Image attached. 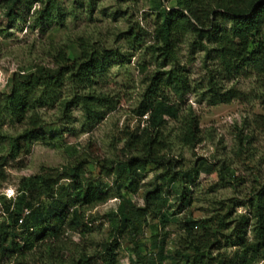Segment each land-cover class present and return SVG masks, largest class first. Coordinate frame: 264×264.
Listing matches in <instances>:
<instances>
[{"label": "trees", "instance_id": "obj_1", "mask_svg": "<svg viewBox=\"0 0 264 264\" xmlns=\"http://www.w3.org/2000/svg\"><path fill=\"white\" fill-rule=\"evenodd\" d=\"M33 4H38V7L32 11L30 29L45 32L53 23L63 25V13L59 12L57 0H3L8 23L17 20V13L25 12L27 15ZM86 5L91 13L96 1L88 0ZM79 7H83V4L80 3ZM153 10V43L145 46L140 32L131 35L130 46L149 51L156 64V68L148 75L149 83L136 110L140 119L146 117L144 128L126 130L128 137L125 150L135 152L122 161L109 160V163H106V158H100L93 152L95 158L105 164L103 167L107 173L117 174L114 185L103 186L94 178L78 182L76 174L69 185L70 196L67 194L64 199L54 193V185L64 177L53 179L45 175L40 185L33 179L22 178V189L18 191L14 207H4L6 220L0 223V263L9 262L10 258L17 255L21 259L16 264H31L24 258L34 252L36 260H31L32 264H117V248L122 231H126L135 243V252L140 258L138 261L142 264L162 263L163 243L158 240L156 229V239L151 245L157 250L147 257L141 256L137 250L141 245L137 239L144 217L156 207L167 205L162 186L146 189L142 205L133 202L128 196H134L139 191L140 179L147 165L170 166L161 154L164 144L161 129L166 117L177 118L179 109L171 102L169 92L182 100L190 90L187 74L175 66L178 45L188 38L190 49L204 50L207 75L205 82L200 85V100L212 106L248 99L247 93L235 87L225 88L222 83L223 80L240 77H254L258 83H264V0H175L174 7L170 8L165 6L164 0H155ZM77 48L78 55L69 60L66 49L59 47L53 56V67L40 64L32 72L14 74L7 92H0V131L3 125L17 124L20 127L15 135L0 132V143L1 138H9L8 149L0 156V178H3V167L30 153L31 144L57 143L62 140L63 132L58 123L46 124L42 120L39 112L42 109L59 106L62 120L73 125L69 111L72 107H78L81 110L79 133H84L115 108L117 100L101 93L99 86L112 66L125 65L130 56L117 49H98L84 41L79 42ZM208 59L215 63L213 67L207 64ZM167 65L170 67L166 68ZM182 122L184 126L179 135L182 143L192 145L199 141L196 117L190 112ZM72 134H75L74 129ZM236 138L238 152H241L248 144V136L237 133ZM200 170V167H195L178 173L180 181L176 180L178 182L173 190L179 206L184 208L189 203L187 184L195 182ZM167 171L171 172L169 168ZM226 171L230 178H237L234 171ZM172 175L171 179H174L176 175ZM41 191L47 194L46 198L51 199L49 203L42 200ZM253 191L249 200L253 219L252 239L246 236V225L250 221L248 214L239 215V223L231 233L224 232L226 213L215 214L217 218H208L198 226L194 221H185L186 234L181 243L185 249L174 251V264L188 263L191 255L193 258L189 264H253L262 257L264 184ZM113 195L119 198V204L116 212L106 216L113 229L109 239L92 254L82 252L75 258L64 259L60 254L62 248L54 241L62 240L68 230L78 231L80 236L90 235L98 224L95 219L88 218L82 209L103 203ZM218 203L222 205V202ZM24 207L31 211L19 224ZM159 216L164 228L169 224L170 216L166 212L159 213ZM224 240L226 244L239 249L233 260H228L224 252L212 254L213 249L221 248Z\"/></svg>", "mask_w": 264, "mask_h": 264}, {"label": "rangeland", "instance_id": "obj_2", "mask_svg": "<svg viewBox=\"0 0 264 264\" xmlns=\"http://www.w3.org/2000/svg\"><path fill=\"white\" fill-rule=\"evenodd\" d=\"M87 1L57 0L59 12L63 13V25L53 23L47 31L40 32L29 28L32 11L38 4H33L27 15L25 12L17 13V20L8 23L5 5L0 0L1 93L7 92L14 74L32 72L40 64L53 67V56L59 47L66 49L69 60L78 55L77 47L81 41L98 49H117L130 56L128 63L112 66L106 78L101 80L100 92L117 101L115 108L90 131L79 133L81 110L78 107H72L69 111L73 125L62 120L59 106L39 111L46 124L58 123L63 132L62 140L49 144L35 142L31 144L28 155L20 156L3 167V178H0V223L6 220L4 207H14L18 191L22 189V178L33 179L40 185L45 175H50L53 179L64 177L54 185V193L64 199L71 193L69 185L76 174L78 182L94 178L103 186L114 185L117 174L107 173L103 167L105 164L95 158L93 152L100 158H106V163L109 160L122 161L135 152L125 150L128 137L126 130L144 128L146 117L140 119L136 110L149 83L148 75L156 68V64L149 51L130 46L131 35L133 32H140L145 46L153 43L155 0H95L96 6L91 13L88 11ZM80 3L83 4L81 8ZM164 3L169 8L174 7L175 0H164ZM134 44L137 46L135 42ZM204 55L203 49H190L188 38L179 43L175 66L182 68L187 74L190 90L182 100L169 92L171 102L179 109L177 118L166 117L161 129V139L164 142L161 154L170 166L147 165L140 179L139 191L134 196H128L133 202L142 205L146 189L159 185L164 190L167 205L156 207L152 213H147L137 239L141 243L137 249L140 255L151 256L157 250L151 245L156 239L154 234L155 229L157 230V238L163 243L161 264H174V251L185 249L181 246L186 234L185 221H194L198 226L208 218H217L215 214L226 213L224 232L231 233L239 223V215L248 214L250 221L246 225V236L252 239L253 219L249 200L253 190L264 184V83H258L254 77L223 80V87H235L247 93L248 99L207 105L203 99L200 100L199 93L200 85L205 82L207 75ZM207 64L213 67L215 63L208 59ZM190 112L198 120L200 136V140L192 145L182 143L179 137L184 126L182 119ZM73 129L75 134H72ZM19 130L17 124H8L3 125L0 132L10 136L17 134ZM237 133L248 136V144L241 152L237 149ZM8 146L9 138H1L0 156L6 153ZM79 163L80 168L75 170ZM195 167H200L201 170L195 182L187 184L190 201L183 208L177 204L173 187L180 181L179 172H187ZM225 168L234 171L237 178H230ZM170 173L176 175L174 179H171L173 175ZM8 187L13 189L14 198L5 200L2 194ZM40 196L46 203L51 201L42 191ZM218 202H222V205ZM118 204L119 198L113 195L103 203L84 207V214L95 219L98 226L88 236H80L78 231L68 230L62 240L54 241L62 248V257L68 260L77 257L79 253L92 254L101 249L113 230L111 221L106 216L116 212ZM161 212L170 216V222L164 228L159 222ZM135 249V243L131 241L129 234L122 231L117 248V264H142L138 261L140 258ZM238 251V247L228 245L224 240L221 248L213 249L212 254L224 252L228 260H233ZM192 258L193 255L184 264L191 263ZM20 259L16 255L9 262L3 261L0 264H16ZM34 259L36 260L34 252L28 253L24 258L31 264ZM253 264H264V254Z\"/></svg>", "mask_w": 264, "mask_h": 264}, {"label": "built area", "instance_id": "obj_3", "mask_svg": "<svg viewBox=\"0 0 264 264\" xmlns=\"http://www.w3.org/2000/svg\"><path fill=\"white\" fill-rule=\"evenodd\" d=\"M2 196L6 199V200H10L11 198H14V191L12 188L8 187V188H5L3 190V194ZM30 209L27 208V207H24L23 208V212H22V216L21 218L19 219V224H21L22 220L24 219L25 216L29 215L30 214Z\"/></svg>", "mask_w": 264, "mask_h": 264}]
</instances>
